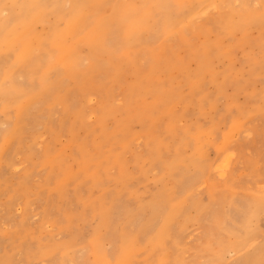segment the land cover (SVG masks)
I'll use <instances>...</instances> for the list:
<instances>
[{
  "label": "rangeland",
  "instance_id": "374dc122",
  "mask_svg": "<svg viewBox=\"0 0 264 264\" xmlns=\"http://www.w3.org/2000/svg\"><path fill=\"white\" fill-rule=\"evenodd\" d=\"M63 1L89 17L78 77L58 67L19 100L57 56L54 8L31 29L37 64L0 49V264H91L95 249L114 264L132 243L127 264H236L264 197V0ZM15 16L0 5V23ZM151 197L165 214L150 229L169 228L154 248L138 231Z\"/></svg>",
  "mask_w": 264,
  "mask_h": 264
},
{
  "label": "bare ground",
  "instance_id": "6f19581e",
  "mask_svg": "<svg viewBox=\"0 0 264 264\" xmlns=\"http://www.w3.org/2000/svg\"><path fill=\"white\" fill-rule=\"evenodd\" d=\"M68 2H70V0ZM63 3V0H0V5L8 4L12 13L16 15L8 26L3 24L2 21L0 23V38L2 39V41H0V49H2L5 54L18 50V60L21 62H28L31 66L37 64L39 58L36 56V53L43 49L47 44L44 42L46 39V34L44 32H38L34 35L32 34L31 29L33 24L43 21L44 16L51 8H54L53 18H55L56 21L57 18L65 20L63 27L57 28L56 26L53 33L52 44L56 47L55 53L57 54V56H55L56 58H54V62H50L51 67L45 72L44 76L40 78H36L37 75L32 71L33 78L28 87H24L17 92L20 102L27 99L29 94L31 97L34 94V91H38L40 82H43L45 78L49 79V75L58 67H61L64 75L78 77V74L76 73V56H74L75 52L74 49H72L71 44L72 42L82 40V33L85 32L82 31V28L88 26L86 25V21L89 17L82 10L76 11V5L70 6L68 10L65 11V5H63ZM98 41V34H93V36L91 35L85 40L89 55L92 58L96 54ZM20 113L18 114V123L24 122L25 120L23 116H20ZM231 129L235 133H238L239 126L237 125V122L232 124ZM17 130L18 127L16 126L14 132ZM226 144L227 141L224 140L223 146ZM222 148L218 149L217 156L224 153V149L222 150ZM229 159L230 156H226L224 159L220 158L218 160L219 162L216 163L217 167L226 168ZM148 201L150 203L145 208L149 210L148 213L150 216L144 221L140 220L138 222V231L140 237L148 241L152 248H154L155 246L162 244V240L167 236L169 230V228H167L168 219L165 218L164 222H166L162 229H150L154 226V220L160 218L165 213H162L157 209L156 197H151ZM129 217L131 219L133 218L132 216ZM261 221L264 222V197L257 198L252 208V215L248 225L245 227L243 234L237 237L232 243V250L238 254L239 257L236 264H240V262H247V264H264V244H262L263 238L259 226L261 225ZM108 222L109 224L106 219H103L102 217L100 220L101 228L99 231L106 232L107 229H113L114 218L112 219V222ZM133 246L134 243L130 246L124 244L122 249L118 252L114 264H127L134 255L132 251L135 248H133ZM209 251L212 252V249ZM160 262H162V260H160ZM91 264L109 263H107L103 253L99 249H95Z\"/></svg>",
  "mask_w": 264,
  "mask_h": 264
}]
</instances>
